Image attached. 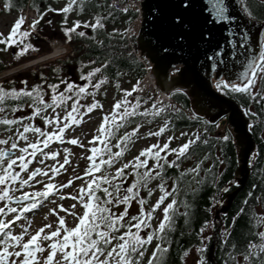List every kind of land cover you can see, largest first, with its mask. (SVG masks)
I'll list each match as a JSON object with an SVG mask.
<instances>
[{
    "label": "snow or ice",
    "instance_id": "1",
    "mask_svg": "<svg viewBox=\"0 0 264 264\" xmlns=\"http://www.w3.org/2000/svg\"><path fill=\"white\" fill-rule=\"evenodd\" d=\"M9 7L6 3L5 8ZM77 7L82 11L78 0H67L60 8L46 6L24 30L21 26L25 18L21 15L6 36L0 34V45L5 49L16 46L14 57L37 50L29 38L49 12L63 14L61 31L66 42L72 41L74 33L85 37L84 31H78L81 27L94 33L105 29V21L113 16L109 11L106 15L96 14L91 21L77 19L68 25V14ZM119 10L128 13L129 8ZM149 11L152 17L148 40L150 55L170 63L177 49L181 53L195 49L203 56L200 67L204 74L200 76L197 72L201 82L205 86L210 84L215 99L241 98L244 102L239 104V115L249 118L244 123L252 131L264 116V87H258V82L264 81V31H261L264 23L253 32L256 17L249 0H160ZM135 12L139 13L140 8H135ZM51 23L47 21L48 25ZM213 27L221 30L222 37L215 43H211ZM134 35L130 28L113 27L107 38L109 41L118 38L127 48ZM96 43L105 47L103 40ZM108 47L111 48V44ZM128 56L133 57V53ZM141 60L148 63L146 57ZM110 62L106 58L98 67L81 72L78 80L84 81L82 84L67 79L48 83L46 86L51 92L48 100H45L43 74L39 77L42 83L30 88L27 79L20 80L22 86L18 89L0 84V126L11 133L0 138V264H166L177 218L183 217L185 225L189 224L196 211L194 197L209 185L213 194L205 206L206 216L199 228L193 230L198 256L195 264H264V211L254 210V205L264 204V189L253 184L230 219L227 213L214 214L224 205V195L239 184L236 180L223 179L226 156L214 155L211 151L198 153L195 149L200 145L215 148L217 144H235L236 139L230 128L214 138L209 137L208 127L182 130L177 135L173 120L181 114L182 108L172 103L171 98L187 95L183 88L147 99L137 94L133 102L128 98L143 91L137 80L131 89L120 88L121 99L102 116L95 134L87 140V147L77 136L66 138V130L79 126L85 115L94 110L103 111L102 103L95 97L108 78L100 75L95 82L93 79ZM88 64L95 65L96 60H89ZM171 66L173 76H183L187 71ZM8 83L14 85L15 81ZM60 84L65 85L62 91H58ZM89 96L91 102L82 103ZM24 98L31 102H21ZM253 105L259 110L254 111ZM26 108L29 114L15 115ZM236 115L221 106L220 112L210 119H203L198 112L188 118L220 128ZM38 117L43 127L35 124ZM138 118L149 124L159 121L155 130L147 131L144 138H164L156 139L132 159L121 162L129 144L141 138L139 131L143 125ZM121 129L125 130L121 133ZM174 141L177 143L173 146ZM53 142L84 149L86 167L80 174L69 176L65 182H56L58 176L68 171L65 166L70 165L72 153L68 147H63L61 160V150L50 147ZM255 155L253 153V157ZM49 160L53 163H46ZM209 160L211 163L205 167ZM261 179L264 182V177ZM75 181L81 183L76 185ZM153 181L157 182L156 187L150 189ZM69 187L73 191L65 193L63 190ZM142 189L147 190V197L141 196ZM157 189L159 195L155 202L145 207L147 199ZM257 191L260 195H256ZM57 195L60 200L70 199L74 203L67 208L57 204L49 209L56 218L55 224L44 223L32 230L31 220L18 223L26 219L27 213ZM134 201L138 211L129 215ZM77 206L80 212L76 211ZM121 206L122 210L116 211ZM66 216L73 218L72 226L66 223ZM241 217L246 218V232L234 236ZM214 240L219 254L210 260L209 250ZM150 246L151 254L146 256ZM187 255L188 250H185L181 260Z\"/></svg>",
    "mask_w": 264,
    "mask_h": 264
},
{
    "label": "trees",
    "instance_id": "2",
    "mask_svg": "<svg viewBox=\"0 0 264 264\" xmlns=\"http://www.w3.org/2000/svg\"><path fill=\"white\" fill-rule=\"evenodd\" d=\"M31 6H33L37 12H41L45 9L46 6H51L53 8H57L55 5L60 4L62 0H0V13H16L21 12L26 5L29 3ZM251 10L253 11L254 16L256 17V20H259L261 22H264V0H249ZM9 3L10 7L5 8V4ZM78 3L82 5V11L80 7H77L73 12L68 14V25H71L72 21L74 20H82V21H91L92 18L96 14H102L106 15L109 11H112L113 16L105 21V29L100 30L97 29L94 33L91 29L83 28L81 27L78 29V31H84L86 33L85 37H79L75 33L73 34V39L70 42H66L65 37L61 31L62 25L61 21L63 19V14L61 13H55V12H49L45 15L44 19L41 20L38 27H40L42 30L46 29V23L48 20H51V25H48L49 32L52 36L58 37L63 40L64 44L68 48V53L60 58H57L55 60H48L41 62L37 65L27 67L23 70L16 71L14 73H11L5 77H2L0 79V84H3L5 88H8L10 86H15L17 89L20 88L22 85L20 84L21 79H27L28 87L30 88L34 84L42 83V81L39 79L40 75L43 74L45 81H44V91H45V100H48L50 98L51 92L49 89H47L48 83H59L61 79H67L68 75H71V73H75L79 76L81 72H87L92 67H98L100 63L104 59H110V64L106 69L102 70V73L97 74V76L93 79V82H95V79H98L100 75L106 76L107 83L101 86V91L106 86L120 83L121 79L124 76H128L132 79L133 85L136 84L137 80H141L144 74V68L141 63V61L133 54V57H129L128 53L130 50V47L128 45L127 48H124L122 46L121 41H119L118 38L112 39L111 41L107 38V33L111 32L112 28H119L123 29L125 25L128 23V14H125L119 10H117L115 7L109 8L108 0H78ZM100 5L101 7H97ZM52 15H49L51 14ZM87 18V19H86ZM30 42L35 45L37 50H30L28 53L19 56L14 57L13 49L10 52V60L7 61V59H4L5 52L8 49H5L3 45H0V73L3 71H6L8 69H11L13 67H16L18 65H21L23 63H26L30 60H33L34 58H37L38 56L46 53L49 51L48 47L43 46L40 43V38L32 33L30 36ZM97 40H103L105 47L101 48L97 45ZM111 44V48L108 47V45ZM136 44V42H135ZM138 45V44H137ZM8 48V47H7ZM17 51V48H15ZM96 60L95 65H89V60ZM82 65H85V67H82ZM59 68L60 71H54V69ZM121 73L120 76H117L116 73ZM9 81H15L14 85H10ZM69 81H72V79H69ZM75 82V81H74ZM84 83V81H79L77 83ZM64 84H60V88L58 91H62L64 88ZM258 87H264V81L258 82ZM185 90V89H184ZM98 91V92H99ZM187 92V90H185ZM134 98L136 94L133 93L132 95ZM144 99H147L148 96H142ZM89 98H92L91 96L86 97L82 100V103H90ZM173 98V103L177 104L182 108V112L179 116H176L173 120V123L175 125L176 132L182 131V130H191L195 128H204L208 127L209 137L214 138L215 136L221 134L227 129H231L232 136L234 137V133L232 128L229 126V124L226 125V128L224 130H220L219 128H216L211 125H204L203 122H197L195 120H191L188 117L196 112L193 108L192 99L189 96L188 92L187 95H176ZM239 104L243 103L244 101L241 98L234 99ZM21 102L30 103V100H27V98H24ZM71 103V102H69ZM253 110L258 111L259 108L256 105H253ZM201 116V115H200ZM203 117V116H201ZM203 119H206L203 117ZM260 121H264V116L260 117ZM260 121H257V125L253 128L252 133L254 135V138L257 142L258 149L256 152L255 157H253V154L250 159V168L251 173L249 176V179L246 183V185L243 187V189L239 192L237 197L234 199L230 209L225 212L227 213L228 218L230 219L234 213L236 212L238 206L240 205L241 201L244 199L245 194L251 190V186L253 184H257L260 186V188L264 189V182H262V177H264V139H261V137H264V123H260ZM138 122L140 123H147L141 118H138ZM159 122V121H156ZM125 129H121V133ZM8 131L4 130V126H0V135L3 133H6ZM214 143V139L211 141ZM131 144L128 146V150L124 153V156L122 157V161L125 159L126 155L130 153L131 151ZM198 153L203 152H209L211 151L214 155H222L227 157V167L224 169V180H235L237 177V170L239 167V147L237 144H227V145H220L217 144L215 148H209L207 146L200 145L195 149ZM211 163V161L205 162V167ZM169 174H172V171L169 170ZM156 181H153L150 185L156 184ZM170 183V182H169ZM234 189V186L233 188ZM141 196L143 194H147V190H141ZM213 194V189L209 185L207 187L201 188L196 196L195 199V208L196 211L194 215L192 216L191 220L189 221L188 225H185L183 217H178L175 224V232L172 236V246L169 250V253L166 255V264H186L185 259L186 256L183 257V260H181V256L185 250H188V253L195 249L197 246V240L194 235V231L199 228L200 223L205 218V206L207 204L208 197ZM226 195H224V200L226 201ZM256 195H260V192L257 191ZM251 203V202H250ZM132 204L137 203L134 201ZM148 202H146L145 207H148ZM222 207L218 208L216 210V213L221 209ZM254 210L257 212L264 211V204H256L254 205ZM155 223V221L153 222ZM155 226V224H154ZM246 232V218L241 217L236 224V230L234 232V236H239L241 233ZM213 247V260L215 259L216 255L219 253L216 250L217 244L214 240L213 243L210 245L209 250V259H210V251ZM154 246V243H153ZM151 254V246L149 248L147 255ZM211 260V259H210Z\"/></svg>",
    "mask_w": 264,
    "mask_h": 264
},
{
    "label": "water",
    "instance_id": "3",
    "mask_svg": "<svg viewBox=\"0 0 264 264\" xmlns=\"http://www.w3.org/2000/svg\"><path fill=\"white\" fill-rule=\"evenodd\" d=\"M159 2L160 0H145L143 2L144 20L141 32L138 36L139 49L141 50L142 54L149 58V60L153 63V71L157 78L158 85L162 89L168 90L177 87L186 89L192 99L193 108L199 113V115L205 117L206 119H210L217 112H220L221 106L227 109L229 113L237 114L234 120H229L228 122L233 130L236 144L239 147V167L237 170V177L235 178V180L238 181L239 186H234V189L227 193L226 201L224 200V205L217 212L225 213L230 209L234 199L237 197L249 179L251 173L250 159L252 154L257 151L258 145L253 133L247 129L244 123L249 118L239 115V103L234 99H229L228 97H223L222 100L215 99L213 95H211L214 90L211 89L210 84L205 86L199 79L197 72L199 71L200 76L204 74V70L200 67L201 62L203 61V56L199 55L195 49H193L191 53H189L187 49H185L183 53L177 49L175 56L170 58V63L160 60L159 58H154L152 55H150V46L148 45V40L150 39L149 32L152 28L150 23L152 17L149 9ZM261 23L264 22L256 20L255 27H253V32H255L256 29L260 27ZM261 31H264V29H261ZM211 32L213 34L211 43H215L217 40L222 39L220 35L221 30L219 28L213 27L211 28ZM151 39H155V37H151ZM171 65L185 68L187 71L183 76H180V74L173 76L171 75L173 71ZM215 95L218 97L219 93H216ZM224 101H227V103H224ZM223 115L224 113L221 112V116ZM217 119L219 120V117H217ZM213 247L214 245H212L210 251L211 260H213Z\"/></svg>",
    "mask_w": 264,
    "mask_h": 264
},
{
    "label": "rangeland",
    "instance_id": "4",
    "mask_svg": "<svg viewBox=\"0 0 264 264\" xmlns=\"http://www.w3.org/2000/svg\"><path fill=\"white\" fill-rule=\"evenodd\" d=\"M66 2H67V0H62L60 4H57V8L64 6ZM17 16L18 15H16V14L0 13V34H3L5 36L8 34V32L10 31L14 21L17 18H19ZM43 32H44L43 34L45 36H47V34H48V36H47L48 38L52 37L50 32H46L44 30H43ZM40 42L45 47H48V45H49L41 37H40ZM14 48H16V46H10L7 48L8 50L5 52L4 59H7V61L10 60V52ZM69 79H72V81H75V82H79L78 75H76L73 72L71 73V75L67 76V80H69ZM119 86L120 87L117 88V84H112V85L106 86L104 89L97 92L95 98L102 103L103 111L94 110L92 113L85 115L83 117L82 123L79 126H73L72 128L66 130V138L77 136L83 142H85L86 147H87L88 146L87 140H90L91 136L95 134V129L98 128L99 123L101 122L102 116L110 110L111 106L113 105V103L117 99H121L122 92L120 91V88L131 89L134 85H133L132 79L130 77L124 76L121 79ZM128 99L130 101L134 102L133 96L129 97ZM91 100H92V98H89L90 102H91ZM69 105H70V103H69ZM29 112H30V110L26 108L23 112H17V113H15V115H17V116L27 115V114H29ZM50 112H51V110H49V113ZM61 114H63V113H61ZM158 123L159 122H155V123H151V124L145 123V122L142 123L143 126L141 127V129L139 131V136L141 138L136 139L134 141V143H132L130 153L127 154L125 159L121 162H127L128 160L132 159L133 156L138 154V152L141 148L146 147L150 143H154L156 139L162 140L164 138V137L144 138L145 133L149 130H155ZM35 124L37 126L43 127L42 120L39 117L35 119ZM226 125H227V123H222L220 129H224V127ZM48 130H51V128L49 127ZM179 132L180 131L176 132V134L178 135ZM10 134H11L10 132L3 133L0 135V138H3V137L10 135ZM169 134H171V133H169ZM30 138H32L31 134H30ZM114 142L115 141H113V143ZM179 142H182V141H179ZM175 143H177V141H174L173 146L175 145ZM50 147L53 150H56V149L61 150V156H60L61 160H62V156H63V152H62L63 147H68L72 153V156L70 159V165L65 166L66 168H68V171L66 173L61 174L60 176H58L56 178L57 183L65 182L69 178V176H71V175L80 174V172L86 167V160L84 159V156L86 155V153H85L84 149H81L78 146L71 145V144L59 145L55 142H53V144L50 145ZM46 163L51 164V163H53V161L49 160V161H46ZM33 166H36L35 162H34ZM116 166H119V164H117ZM73 168H75V172H73ZM80 183H81L80 181L74 182V184H76V185H79ZM37 187H39V186H37ZM155 187H156V184H153L150 186V189L155 188ZM63 191L65 193H67V192H72L73 189L71 187H69L67 189H64ZM158 195H159V191L157 189L156 191L153 192L152 197L150 199H147L148 204L150 205L151 203H154L155 199L158 197ZM142 196L147 197V194H143ZM51 201H54V203H52ZM73 203H74V201H72L70 199L60 200L58 195L57 196H51L49 198V200L44 201L43 204L41 206H39L37 209L33 210L30 213H27L25 220H21L18 223H26L27 220H31L32 221V225H31L32 230H35L39 227H42L44 223L55 224L56 218L53 215H51V213L49 212V209L55 207L57 204H63L67 208ZM121 210H122V206L120 208L116 209V211H121ZM76 211L77 212L81 211L79 206H77ZM137 211H138V206H136L135 204H132L131 207L129 208V215H135L137 213ZM60 214L65 215V213H63V212H61ZM157 215H160L159 211L157 212ZM45 217H47V219H45ZM66 223L69 226H72L73 225V218L71 216H66ZM16 231H19V228H16ZM197 259H198L197 253L195 252V249H193L186 256L185 262H186V264H195Z\"/></svg>",
    "mask_w": 264,
    "mask_h": 264
},
{
    "label": "built area",
    "instance_id": "5",
    "mask_svg": "<svg viewBox=\"0 0 264 264\" xmlns=\"http://www.w3.org/2000/svg\"><path fill=\"white\" fill-rule=\"evenodd\" d=\"M141 1H143V0H141ZM141 1L140 0H112V3L115 4L119 8H123V7L127 6L130 9V8H140ZM34 17H35V15L33 14V11L28 10L26 12V19L28 21L32 20ZM140 25H141V17L139 15L134 20V22L131 25L130 29L136 33V32H138V30L140 28ZM52 44H53V47H54V50H55L54 54L65 52V48L62 47L60 42L54 41ZM148 85L149 86L151 85L150 82H147V84H143V86H141L140 88L145 90V89L148 88ZM151 87H152L151 89H153V90L155 89L153 86H151ZM160 93L161 92L158 91L157 96Z\"/></svg>",
    "mask_w": 264,
    "mask_h": 264
},
{
    "label": "bare ground",
    "instance_id": "6",
    "mask_svg": "<svg viewBox=\"0 0 264 264\" xmlns=\"http://www.w3.org/2000/svg\"><path fill=\"white\" fill-rule=\"evenodd\" d=\"M21 68V67H20ZM16 69H14V70H11V71H9L8 73H10V72H13V71H15ZM236 101V100H235Z\"/></svg>",
    "mask_w": 264,
    "mask_h": 264
}]
</instances>
